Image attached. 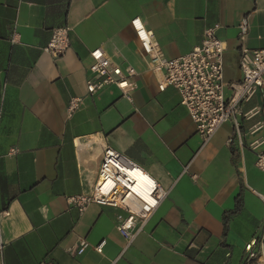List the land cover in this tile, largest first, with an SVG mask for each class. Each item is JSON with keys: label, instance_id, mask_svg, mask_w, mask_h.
<instances>
[{"label": "crops", "instance_id": "obj_1", "mask_svg": "<svg viewBox=\"0 0 264 264\" xmlns=\"http://www.w3.org/2000/svg\"><path fill=\"white\" fill-rule=\"evenodd\" d=\"M135 17L165 59L186 54L219 24L226 97L242 77L240 46L264 48V0H0V210L9 212L0 218V264H241L244 245L260 234L264 182L253 172H264L248 133L258 118L239 119L242 145L230 121L203 143L178 92L158 90ZM59 26L70 27V46L53 58L43 47ZM95 48L134 67L126 93L113 85L86 92ZM73 97L82 100L69 116ZM105 146L169 190L127 247L116 230L122 210L90 204L79 214L67 201L92 189ZM82 239L90 245L77 255Z\"/></svg>", "mask_w": 264, "mask_h": 264}, {"label": "built area", "instance_id": "obj_2", "mask_svg": "<svg viewBox=\"0 0 264 264\" xmlns=\"http://www.w3.org/2000/svg\"><path fill=\"white\" fill-rule=\"evenodd\" d=\"M136 21L140 22L139 26ZM130 25L141 53L149 57L158 90L173 87L178 92L180 104L186 108L203 143L210 141L221 125L230 121L242 145L239 119L258 118L248 128V133L253 136L249 148L255 153V167L264 172V135H258L264 130V48L240 46L238 61L242 77L230 84L231 94L226 97L223 79L225 43L217 36L219 24L205 28L200 44L174 59L163 57L152 40V32L139 17L133 18ZM238 28L244 34L247 30L246 21L240 23ZM69 32L68 26L53 28L43 51L53 58L65 54L70 46ZM18 39V32L12 30L10 42L15 43ZM89 57V75L85 81L89 95L109 85L126 93L137 74L133 66L114 64L101 48L91 50ZM253 98L257 99V103L242 111L241 104ZM81 100L80 97H73L68 101L69 116L80 106ZM14 152L15 149L9 150V154ZM168 192L142 167L110 146H105L92 189L87 193L70 195L67 201L79 214L90 204L122 210L124 215L117 221L116 230L124 238L127 247L142 231ZM8 214L7 208L0 210V218ZM105 242L102 239L94 246V250L101 252ZM89 245L85 239L80 240L74 253H83ZM3 247L0 230V252ZM243 250L241 264H264V219L260 234L248 241Z\"/></svg>", "mask_w": 264, "mask_h": 264}, {"label": "rangeland", "instance_id": "obj_3", "mask_svg": "<svg viewBox=\"0 0 264 264\" xmlns=\"http://www.w3.org/2000/svg\"><path fill=\"white\" fill-rule=\"evenodd\" d=\"M254 176L261 182H264V175L258 172H253Z\"/></svg>", "mask_w": 264, "mask_h": 264}, {"label": "snow or ice", "instance_id": "obj_4", "mask_svg": "<svg viewBox=\"0 0 264 264\" xmlns=\"http://www.w3.org/2000/svg\"><path fill=\"white\" fill-rule=\"evenodd\" d=\"M135 23L137 24V26H139V24H140L139 21H136ZM97 55H99V53H97Z\"/></svg>", "mask_w": 264, "mask_h": 264}]
</instances>
